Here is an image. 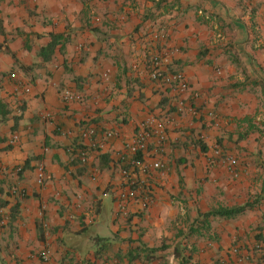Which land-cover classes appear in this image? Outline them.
I'll use <instances>...</instances> for the list:
<instances>
[{
  "label": "crops",
  "instance_id": "crops-1",
  "mask_svg": "<svg viewBox=\"0 0 264 264\" xmlns=\"http://www.w3.org/2000/svg\"><path fill=\"white\" fill-rule=\"evenodd\" d=\"M156 1L0 0V99L10 109L0 122V264H177L178 243L186 264H264V0H163L159 9ZM161 31L175 50L170 69L189 79L181 97L149 76ZM52 34L60 42L44 60ZM65 89L82 99L64 100ZM180 98L194 111L177 112ZM150 114L167 123L164 146L152 142L148 154L164 167L150 176L153 202L131 201L124 215L114 193L119 158ZM85 124L98 138L117 135L81 164L69 149ZM213 144L238 159L239 177ZM15 186L26 194L11 195ZM255 197L235 218L190 229L200 212Z\"/></svg>",
  "mask_w": 264,
  "mask_h": 264
},
{
  "label": "built area",
  "instance_id": "built-area-1",
  "mask_svg": "<svg viewBox=\"0 0 264 264\" xmlns=\"http://www.w3.org/2000/svg\"><path fill=\"white\" fill-rule=\"evenodd\" d=\"M153 41L157 43L158 48L152 53L149 63L147 65L149 76L153 81L159 82L162 85H167L172 88L180 97L190 89L189 79L183 71L171 70L169 65L172 61L175 50L166 46L165 42L168 39V32H156L152 36ZM156 44V45H157ZM12 78H16V74H11ZM104 80H108L109 74H103ZM18 91L22 90L30 92L29 85L19 84ZM63 98L66 101H79L82 95L74 93L70 89L63 91ZM177 112H183L186 109L194 111L191 105H187L183 98H180L176 105ZM212 120L218 124V117L214 112L208 114ZM117 135L116 131H104L103 138H98V130L91 124H85L79 135V140L75 146L70 147L69 151L72 154V159H78L79 163L87 164L94 152H103L107 148L108 139ZM167 123L165 120L159 118L155 114H150L143 121L140 122L136 131L124 139L125 152L120 156L122 159L120 182L114 186L116 193L115 199L123 207L122 213L127 215V204L131 201L141 200L145 206L153 202V188L151 185L150 176L154 171L162 170L164 164L159 159L149 158V148L152 142L162 148L167 141ZM204 142L208 141L207 135L203 132L200 136ZM19 141V135L13 134L8 140L9 145H15ZM86 141L88 142L86 144ZM213 156L222 160L227 164L228 170L233 177H239L238 159L232 155L225 153L219 144L212 146ZM214 161L215 159L212 158ZM17 172L21 170L18 167ZM92 178H96L95 174ZM36 180L39 185H43L46 180V169L44 165L40 164L37 167ZM13 192L18 195L24 196L26 191L20 187H13ZM239 257L240 261L246 258L247 254L239 248L233 249ZM40 258L44 262L50 261V252L45 249L39 253Z\"/></svg>",
  "mask_w": 264,
  "mask_h": 264
},
{
  "label": "trees",
  "instance_id": "trees-1",
  "mask_svg": "<svg viewBox=\"0 0 264 264\" xmlns=\"http://www.w3.org/2000/svg\"><path fill=\"white\" fill-rule=\"evenodd\" d=\"M162 2H163V0L156 1L155 2L156 8L159 9L161 7ZM51 38H52L51 42L47 46H45L41 49V53L43 55L44 60L50 59L51 55L53 54V52L55 50V47L60 42V40L58 39L59 36H57L55 34H52ZM9 114H10V109L8 108V105L0 99V122L6 121ZM100 154L104 155V153H100ZM75 160L78 161L77 158H75ZM119 162L121 164V167L124 166V165H122V159L119 158ZM262 185H263V188H262V192H263L264 191V180H263ZM10 193H11V195L15 194L13 192V189L10 190ZM257 202H258V197H255V199L253 201H248L244 204L233 205V206L219 205V206H215V207L211 208L207 212H200L198 218L194 221V223L192 224L190 229L193 230L195 228L194 225H197L198 228H201L204 230H210L211 222H212L213 218H216V217L235 218L236 216L240 215L241 213L245 212L246 210L254 208V206ZM3 205L4 204H0V208ZM0 217H1V213H0ZM96 240L99 241L102 239H96ZM165 247L166 246L163 244L158 248L147 249L148 250L147 253H149V255L147 257L151 258L152 257L151 253L156 252L159 249H163ZM184 250H185V247H183V245H181L180 243H178L175 246L174 256H175V258L180 259V261L177 264H186L188 262L189 257L186 255ZM136 256L137 255H134L133 257H136ZM130 258H131V256H130Z\"/></svg>",
  "mask_w": 264,
  "mask_h": 264
}]
</instances>
